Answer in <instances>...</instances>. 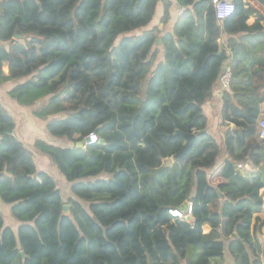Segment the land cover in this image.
Segmentation results:
<instances>
[{"label":"trees","instance_id":"1","mask_svg":"<svg viewBox=\"0 0 264 264\" xmlns=\"http://www.w3.org/2000/svg\"><path fill=\"white\" fill-rule=\"evenodd\" d=\"M161 1L166 25L168 0H0V86L21 82L11 99L46 100L35 115L62 117L48 132L71 147H35L79 200H64L37 170L0 102V199L18 225L0 210V264H213L234 233L236 264H262L264 169L244 175L238 166L264 165V0H232L221 26L211 0H176L186 11L164 35L149 28ZM223 35H247L251 48L231 39L222 49ZM229 60L219 143L203 107ZM93 133L105 144L77 148ZM181 135L196 140L166 166L186 145Z\"/></svg>","mask_w":264,"mask_h":264},{"label":"crops","instance_id":"2","mask_svg":"<svg viewBox=\"0 0 264 264\" xmlns=\"http://www.w3.org/2000/svg\"><path fill=\"white\" fill-rule=\"evenodd\" d=\"M168 1L171 3V8L169 11L171 17L170 22L166 25L161 24V19L164 14V4L161 1L157 6V12L154 22L149 27V28L158 27L162 31L163 35L167 33H173L175 25L179 18L177 12L180 6L177 4L176 0H168ZM256 20H257L256 16L251 17L248 21V25L249 26L253 25ZM261 24L262 26H264V23ZM219 25L221 26L220 22ZM231 39L237 41L236 43L238 44H242L244 47L248 46L249 48H251L250 37L247 35L242 37H230L227 35H223L219 40L220 47L222 49H227L228 42ZM229 52L230 51L228 49V55L230 56V58H232L233 54ZM256 53H257L256 56L258 58L264 59V38L262 40V45L257 48ZM163 60H164V54L162 51L161 54L159 55L158 63L163 62ZM230 63L231 60L228 61V63L224 66V68L225 69L229 68L228 64ZM4 71L6 74H8L9 70L7 66H5ZM19 83L21 82H9L4 86H0V102L3 104V106L8 111V113L15 119L16 128L13 133L14 136L18 140H20L25 145V147L32 153L34 162L36 163L37 166V170L39 172L47 173L53 177V179L57 183V187L61 191L63 199L67 201L68 199L72 198L74 200L79 201L77 198H75V196L71 192L72 185L65 180L63 175L58 170L57 166L53 163V161L47 155H45L35 147L37 141H42L46 144L61 148L71 147L70 142L64 139L52 137L48 132L49 123L53 120H57L62 117L51 116L46 119H42L35 115V112L40 108V106H42L46 102V100L39 102L34 106L26 107L19 105L15 100L11 99L8 96V92L11 91ZM222 96L223 93L221 92V87L219 82L213 98L210 99L207 103H205L203 107L205 115L208 118V131L212 136H214L217 139L219 143H221L222 140H224V133L225 130L227 129L222 126ZM261 119H264V103L261 105V116L259 118V121ZM244 166L245 168L244 170H242V173H244V175L256 174L264 169V165L255 167L252 164L248 163L245 164ZM102 178H107V176L103 175ZM260 195L263 199L261 216L264 217V189L261 190ZM10 208L11 206L4 205L0 199V210L4 212L3 215L5 216L6 225L17 227L18 225L16 224V222L11 219ZM223 236L226 246L224 256L222 258L214 259L213 264H236L234 256L230 253V244L233 239H237L238 237L229 238L225 234ZM256 236L258 241L262 245L263 252L261 254V262L262 264H264V229L260 232L258 231Z\"/></svg>","mask_w":264,"mask_h":264},{"label":"built area","instance_id":"3","mask_svg":"<svg viewBox=\"0 0 264 264\" xmlns=\"http://www.w3.org/2000/svg\"><path fill=\"white\" fill-rule=\"evenodd\" d=\"M212 5L215 11V16L218 22H223L226 19L230 18L234 15L236 6L232 0H211ZM186 9L180 7L178 9L177 15L181 17L184 15ZM232 80V71L230 68H226L223 72V75L220 78V87L221 92L230 91V84ZM259 129V138L261 141H264V119H261L258 123ZM100 143V138L97 134L93 133L87 137L85 140V147L93 146ZM245 166L239 165V170H244ZM191 211V206H189V213ZM174 216H178L179 218H183L182 215L178 212H172Z\"/></svg>","mask_w":264,"mask_h":264},{"label":"water","instance_id":"4","mask_svg":"<svg viewBox=\"0 0 264 264\" xmlns=\"http://www.w3.org/2000/svg\"><path fill=\"white\" fill-rule=\"evenodd\" d=\"M18 37L19 36H15V38H18ZM158 44L161 45V41H158ZM224 70H225V68L223 67V71ZM181 136L186 140V145L184 146L183 151L178 156H176L175 158L167 159L165 161L166 166H172L177 159H179L183 155H185L187 153V151L189 150V148L191 147L192 143L196 140V137L194 135H181ZM100 144H105V142L103 140H100ZM84 147H85V143H78L77 144V148H84ZM218 195L224 199V196H222L220 192H218ZM182 209L187 211L189 209V204H185L182 207ZM69 211H70V205H65L64 206V213L68 214ZM234 238H237L236 234H234ZM21 255L24 259L26 258L24 252H22Z\"/></svg>","mask_w":264,"mask_h":264},{"label":"rangeland","instance_id":"5","mask_svg":"<svg viewBox=\"0 0 264 264\" xmlns=\"http://www.w3.org/2000/svg\"><path fill=\"white\" fill-rule=\"evenodd\" d=\"M40 107H41V106H40ZM212 182L217 183V182H218V177L215 178V177L213 176V177H212Z\"/></svg>","mask_w":264,"mask_h":264}]
</instances>
